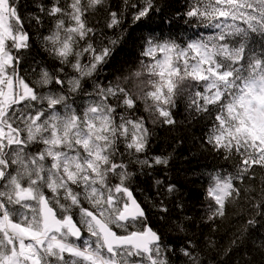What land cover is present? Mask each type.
<instances>
[{
  "label": "snow or ice",
  "instance_id": "1",
  "mask_svg": "<svg viewBox=\"0 0 264 264\" xmlns=\"http://www.w3.org/2000/svg\"><path fill=\"white\" fill-rule=\"evenodd\" d=\"M25 7L0 0V264H264V0H186L182 31L207 32L186 39L154 34L158 0ZM46 18L52 63L25 27ZM136 29L148 32L138 65L104 83ZM185 98L189 121H205L199 150L218 162L194 215L170 175L174 152L152 151L155 126L184 123ZM140 177L176 241L151 226Z\"/></svg>",
  "mask_w": 264,
  "mask_h": 264
},
{
  "label": "trees",
  "instance_id": "2",
  "mask_svg": "<svg viewBox=\"0 0 264 264\" xmlns=\"http://www.w3.org/2000/svg\"><path fill=\"white\" fill-rule=\"evenodd\" d=\"M21 2L26 6L24 12L31 10L32 0H21ZM64 0H61L63 3ZM112 4L119 3V0H111ZM162 11L156 14L149 24L150 28H155L157 31L156 35L161 33L167 35L171 30L172 32L179 33L181 39H186L187 36H191L193 32L205 33L206 30L193 29L187 30V32L182 31V29H187L184 25L183 20H178L176 17L177 12H183L186 8V0H158ZM106 13H102L100 17H92L89 15V25L99 26L97 20L103 23L102 17ZM171 20V28L167 20ZM51 26L49 19H45L44 28L41 29L39 25H36L33 21L31 25L25 21L26 30L31 33L33 42V54L39 53L37 59L43 57L48 63H52L48 60V56L42 51L38 36V32L47 33L48 28ZM127 27V25H125ZM109 35L112 34V30L105 29ZM148 35L147 31L136 29L130 32L125 39V41L118 47L115 55L112 57L108 65L105 66V71L99 74V79L104 83H107V76L109 79H114L117 70H123L130 65H138L140 57V51L143 44V38ZM107 41H105L106 43ZM144 59H148L144 57ZM86 62V58H85ZM187 99H182L180 102V109L176 114L177 121H184V123L176 126L175 131L166 130L155 126L156 135L153 137L152 151L157 154L167 155L170 152H174L173 160L171 161L172 168L170 171L171 177L175 182L181 187V191L187 198L188 203L186 204V210L189 215L202 213L206 207V202L204 200V188L206 186L207 172L218 167V162L212 158L207 152L199 150L198 138L201 136L203 131H206L205 121L202 120H191L189 121L188 114L185 111V105ZM141 114L146 115L141 110ZM149 127L154 126L149 123ZM194 142H196V147H193ZM225 162L220 161L219 165H223ZM230 167V166H229ZM256 171L259 173L261 169L259 166H254ZM203 174V175H202ZM140 189L135 192V196L138 197L142 205L147 209L148 217L151 222V226L155 227L160 231L166 239L170 241H176L178 235L176 233L168 231L167 227H160L163 223L156 216L155 210L151 207V204L145 200V196L148 194V184L151 183L150 179L145 183V178L140 177ZM154 191V189L152 190ZM172 207V205H169ZM175 212H179V209H175ZM195 230V229H193ZM182 236L183 234H179Z\"/></svg>",
  "mask_w": 264,
  "mask_h": 264
},
{
  "label": "rangeland",
  "instance_id": "3",
  "mask_svg": "<svg viewBox=\"0 0 264 264\" xmlns=\"http://www.w3.org/2000/svg\"><path fill=\"white\" fill-rule=\"evenodd\" d=\"M87 207V205H85ZM119 231V230H118ZM85 235H87V233H85Z\"/></svg>",
  "mask_w": 264,
  "mask_h": 264
}]
</instances>
